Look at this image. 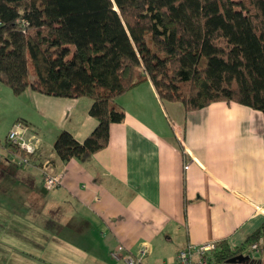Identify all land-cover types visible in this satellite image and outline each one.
<instances>
[{
	"label": "crops",
	"instance_id": "obj_1",
	"mask_svg": "<svg viewBox=\"0 0 264 264\" xmlns=\"http://www.w3.org/2000/svg\"><path fill=\"white\" fill-rule=\"evenodd\" d=\"M115 102L125 116L111 123L109 143L84 162L63 161L54 140L62 128L86 138L98 123L92 99L30 87L15 94L0 81V220L44 227L45 240L27 242L32 258L124 264L112 248L136 253L148 243L147 263L172 264L188 244L238 246L264 224V111L225 100L187 110L161 100L149 80ZM15 122L37 139L26 160L3 145ZM46 160L59 179L51 189L43 186Z\"/></svg>",
	"mask_w": 264,
	"mask_h": 264
},
{
	"label": "trees",
	"instance_id": "obj_2",
	"mask_svg": "<svg viewBox=\"0 0 264 264\" xmlns=\"http://www.w3.org/2000/svg\"><path fill=\"white\" fill-rule=\"evenodd\" d=\"M148 80L187 110L225 100L264 111V0H0V81L15 94L92 99L96 127L83 141L62 128L61 160L104 148L125 116L116 97ZM262 237L264 224L241 245L216 242L213 260L246 255Z\"/></svg>",
	"mask_w": 264,
	"mask_h": 264
},
{
	"label": "built area",
	"instance_id": "obj_3",
	"mask_svg": "<svg viewBox=\"0 0 264 264\" xmlns=\"http://www.w3.org/2000/svg\"><path fill=\"white\" fill-rule=\"evenodd\" d=\"M7 139L27 152L23 158L28 159L29 155L36 151V137L30 133L29 128L21 122H15L7 133ZM43 186L51 189L59 182L58 176L53 171L50 160H46L42 165ZM260 241H254L250 245L248 258L246 261L228 262L227 264H258L257 254ZM216 247V242L209 241L202 244H188L178 251L176 260L172 264H222L213 260L211 251ZM150 252L148 243H143L136 253H133L122 244L111 249L110 255L114 260H121L124 264H149L145 257Z\"/></svg>",
	"mask_w": 264,
	"mask_h": 264
},
{
	"label": "rangeland",
	"instance_id": "obj_4",
	"mask_svg": "<svg viewBox=\"0 0 264 264\" xmlns=\"http://www.w3.org/2000/svg\"><path fill=\"white\" fill-rule=\"evenodd\" d=\"M5 128H6V123L4 121H1L0 135L2 137L6 131ZM5 140L6 138H4L3 144ZM10 195L17 196L14 193ZM23 198H24L23 196H18L16 198L17 200L16 204L20 205L19 203ZM0 205H3L1 199H0ZM1 218L2 215L0 214V219ZM43 229H44L43 226L33 222H25V221L21 222L19 220L17 221L0 220V264H65L64 261H62L61 258L58 257L51 258L50 259L51 261L50 260L48 261V259L42 260V259L32 258L31 255L27 253L26 250L30 248L27 246V242L32 240L34 242L45 240L42 239L43 235L41 234ZM52 233L53 234L45 238H51V240L53 241L56 237L54 232ZM34 248L36 249L38 247H34Z\"/></svg>",
	"mask_w": 264,
	"mask_h": 264
},
{
	"label": "water",
	"instance_id": "obj_5",
	"mask_svg": "<svg viewBox=\"0 0 264 264\" xmlns=\"http://www.w3.org/2000/svg\"><path fill=\"white\" fill-rule=\"evenodd\" d=\"M248 258V255L239 254L229 259V262H237V261H246Z\"/></svg>",
	"mask_w": 264,
	"mask_h": 264
}]
</instances>
